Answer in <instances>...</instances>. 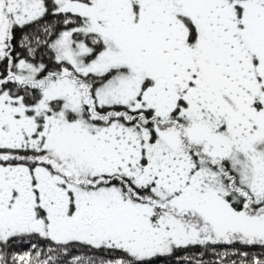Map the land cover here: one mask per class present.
I'll return each instance as SVG.
<instances>
[{"label": "snow or ice", "instance_id": "1", "mask_svg": "<svg viewBox=\"0 0 264 264\" xmlns=\"http://www.w3.org/2000/svg\"><path fill=\"white\" fill-rule=\"evenodd\" d=\"M0 264H264V0H0Z\"/></svg>", "mask_w": 264, "mask_h": 264}]
</instances>
